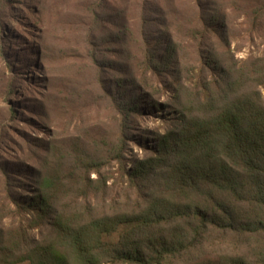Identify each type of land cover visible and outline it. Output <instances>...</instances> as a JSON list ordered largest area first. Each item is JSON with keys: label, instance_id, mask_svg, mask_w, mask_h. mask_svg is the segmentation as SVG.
Wrapping results in <instances>:
<instances>
[{"label": "trees", "instance_id": "obj_1", "mask_svg": "<svg viewBox=\"0 0 264 264\" xmlns=\"http://www.w3.org/2000/svg\"><path fill=\"white\" fill-rule=\"evenodd\" d=\"M102 2L92 8V64L97 99L114 110L117 134L78 135L66 146L52 135L39 141L30 163L0 165L1 210L14 212L7 223L0 213V264H264V71L254 62L229 68L213 51L212 37L229 46L218 0H193L189 38L199 72L188 71L167 13V37L155 33L152 0L137 1L133 66L114 64L105 51L132 33L119 29L114 37L101 28L108 36L95 38ZM261 4L253 21L264 13ZM151 89H171L166 110L176 123L128 167L134 118L142 100L151 102ZM152 103L154 110L164 106ZM113 166L126 188L109 200ZM227 242L232 252L202 250Z\"/></svg>", "mask_w": 264, "mask_h": 264}, {"label": "rangeland", "instance_id": "obj_2", "mask_svg": "<svg viewBox=\"0 0 264 264\" xmlns=\"http://www.w3.org/2000/svg\"><path fill=\"white\" fill-rule=\"evenodd\" d=\"M95 1L0 0V165L4 166L5 160L15 162L14 159L30 163L39 150V141H48L52 135L61 137L66 146L76 141L74 137L78 135L83 139L88 135H104L109 140L117 134L118 120L114 110L107 100L97 99L99 88L92 64V8ZM137 1L105 0L98 9L103 21L99 22L95 38L108 36H101V28L113 32L114 37L119 29L132 33V37L126 36L124 43H115L111 51H105V60L133 66V58L139 55ZM152 1V11H158L153 17V26H157L155 33L161 34V38L167 37V30L161 25L164 13H167V22L172 27L169 32L174 40L183 42L182 55L188 71L199 72L197 55L189 38V32L196 25L193 0ZM263 1L218 0L226 18V27L220 28V34L229 46L220 45V41L212 37V48L229 68L254 62L264 71V13L260 11L259 18L253 21V10ZM170 9L173 16L169 17ZM160 49L165 50V47ZM8 87L14 92L10 96ZM147 92L151 102L142 100L139 105L132 139L125 150L124 161L128 167L135 160L148 156L152 140L176 123L172 120L173 114H167L166 110L171 105V89ZM262 97L264 99V89ZM152 102L164 106L154 110ZM10 108L15 112L14 117ZM146 138L148 141H143ZM108 174L113 181L109 182L107 199L122 197L126 184L121 180L117 166H113ZM95 177L91 174V179ZM3 185L0 174V213L9 216L7 223L14 218V212L9 208L1 210L2 203H6ZM228 245L229 242L221 244V248H213L214 245L207 244L202 250L205 254L232 252L233 246Z\"/></svg>", "mask_w": 264, "mask_h": 264}]
</instances>
